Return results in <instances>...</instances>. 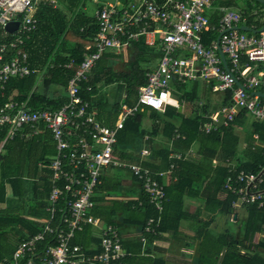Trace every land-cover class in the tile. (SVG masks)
<instances>
[{
    "label": "trees",
    "instance_id": "1",
    "mask_svg": "<svg viewBox=\"0 0 264 264\" xmlns=\"http://www.w3.org/2000/svg\"><path fill=\"white\" fill-rule=\"evenodd\" d=\"M90 2L58 0V5H54L49 0H40L37 28L25 37L23 45L29 53V65L36 71L6 82L4 89L0 88V105L11 96L26 100L35 108H58L68 101L69 78L99 31L95 13L85 10ZM240 12L248 24L264 25L261 21L264 10L254 8ZM219 17L215 15L210 19L215 22ZM218 35L214 30L205 33L206 43H211ZM160 56L161 50L140 37L129 43L128 59L123 52L107 51L96 62L87 79L80 83V94L88 101L89 109L97 111V118L103 124L113 126L122 102L136 101L138 88L147 82L146 73L155 68ZM71 62V68L65 67ZM213 84L214 81L201 79L177 83L174 96L184 108L182 111L171 105L163 112L146 107L130 115L118 132L114 154L124 160L125 165L129 161L128 164H141L151 170L153 176L164 183L165 195L160 202L162 206L157 207L144 189L145 179L132 173V181L138 187L134 192L140 199L121 200L110 193L118 190L119 185L106 183L107 171L104 170L95 189V193L102 192V198L93 194L91 213L105 226L115 227L124 244H130L131 251L125 259L112 264H170L168 260L176 258L171 250L175 242L195 248L192 264H264V206L237 205L238 195L225 191L229 177L233 185H240L235 182L239 170L256 173L263 170L264 121L240 109L228 125L208 131L206 126L212 122L211 114L231 103L232 96L231 90L214 92ZM110 87L116 92H109ZM211 94L218 98L212 100ZM188 105L193 106L190 112ZM146 117L152 121L149 126L144 122ZM159 135L162 136L159 140H165L166 144L155 143H159L156 140ZM192 149L198 158L190 156ZM144 150L148 153L144 154ZM54 152L55 141L47 130L30 137L16 136L4 144L0 153V264H12L13 254L22 241L41 233L47 225L56 228L60 221L63 213L59 208H64L65 194L52 212L51 172L47 166H40V163L48 164L50 153ZM172 152L176 154L171 157ZM232 166L234 170L230 172ZM167 170L171 173L165 181L160 173ZM59 185L62 188L64 183L61 181ZM9 188L11 197H8ZM188 201L196 203L192 210L186 207ZM235 214L237 227L227 225L217 231L210 227L217 217L230 220ZM125 229L136 232L127 233ZM45 233V239L36 244L37 251L50 243L51 233L48 230ZM141 238L145 239L144 244ZM72 243L80 245L87 254L101 250L99 231L92 225L77 230ZM175 263L182 264V261Z\"/></svg>",
    "mask_w": 264,
    "mask_h": 264
},
{
    "label": "built area",
    "instance_id": "2",
    "mask_svg": "<svg viewBox=\"0 0 264 264\" xmlns=\"http://www.w3.org/2000/svg\"><path fill=\"white\" fill-rule=\"evenodd\" d=\"M92 1L97 4L95 16L99 31L93 43L87 46L83 61L69 78L68 101L58 108H35L27 101L11 96L0 105V150L7 140L16 136L30 137L49 131L55 141V152L43 166L48 167L53 181L52 212L57 209L58 199L65 194L64 208H59L63 214L56 228L47 225L41 233L22 241L13 254L12 264H79L85 261L112 264L131 254L130 244H124L118 230L105 226L91 213L92 196L105 169L125 165L114 154L117 134L125 120L146 107L163 112L169 105L178 106L174 97L177 83L201 79L214 81V92L231 90V103L211 114L212 122L206 126L208 131L228 125L240 109H245L256 120L264 121V97L255 93L264 92V29L249 33L237 28L246 21L240 11L222 6L218 22L212 23L206 9L214 0ZM39 2L0 0V29L5 28L6 33L0 42L1 89L10 79L24 78L36 71L29 65V53L23 45L25 37L37 28ZM11 21H19L18 29L13 33L6 30ZM151 22L158 26L150 29ZM210 30L219 32V43L217 39L205 43L204 33ZM140 37L161 50L159 63L146 73L147 82L138 88L136 101L132 104L124 102L115 124L107 126L97 118L96 110L89 109L88 101L80 94V83L87 79L105 52L121 53ZM221 52L225 54L229 69L224 66ZM71 66L72 62L65 64V67ZM127 166L134 175L145 179L144 189L150 200L161 207L164 183L141 164ZM232 170L233 166L230 172ZM263 172L264 168L261 173L241 169L235 174V182L240 185H233L229 177L225 191L238 195L237 205L257 203L264 206ZM160 174L163 176L166 172ZM61 181L64 183L62 188ZM86 225L99 231L101 250L98 253L87 254L80 245L72 243L75 232ZM46 230L51 233L50 243L37 251L36 244L45 239ZM141 239L144 244L145 239Z\"/></svg>",
    "mask_w": 264,
    "mask_h": 264
},
{
    "label": "rangeland",
    "instance_id": "3",
    "mask_svg": "<svg viewBox=\"0 0 264 264\" xmlns=\"http://www.w3.org/2000/svg\"><path fill=\"white\" fill-rule=\"evenodd\" d=\"M229 1H231L233 3L230 4ZM229 1L227 0L224 4L229 5V8L231 7V9L235 10V11H240L241 9L253 11L254 8H257L258 10L264 9V3L260 2L258 0H229ZM49 2L54 4V5H58V0H49ZM85 10L88 13H93L95 10V4H93V2L91 1L90 3L87 4V6L85 7ZM125 58L128 59V55H126ZM116 65L118 67L121 66L118 64H116ZM108 91L114 93L115 90L112 89V87H110V88H108ZM118 93H116V94H118ZM210 98H212V100H215L218 98V96L211 94ZM196 105H198V104H196ZM187 107L189 109L188 112L192 111L193 106L188 105ZM194 109H196V107H194ZM144 122L147 125L148 124L151 125V123H152V121L149 117H146ZM161 138H162V136H160V135L157 136V140L161 139ZM50 154L53 155V153H50ZM115 155L118 158H120L117 154H115ZM193 156H195V158H198L197 152L194 153ZM122 162H124V160H122ZM126 163L128 164L129 161H126ZM106 171H107V173L105 174L106 183L109 184L110 182H113L115 185H117V183L119 185L118 190L111 191L110 192L111 194L118 195L121 200H125V201H128L131 198H134V200H136V201H138L140 199L139 196L135 195L134 191L138 187L134 185V183L132 181L133 174L127 165L113 166L110 169H106L105 172ZM129 187H130V189H129ZM95 197H97V198L101 197L102 198V192H96ZM194 201H188L189 204L186 207L191 208V210H192L194 208L193 205L196 204ZM236 220H237V214H235L234 217H232V218L230 217V220L227 217H217V220L211 221L210 227H214L215 229H213V230H216V231L219 230V228H224L227 225L231 226V227H237ZM258 237H259V234L257 235L256 239H258ZM188 240H190V239H188ZM165 245H166V247H168L167 243ZM172 245L173 246H172L171 250L174 251V253H172V254L181 255V253H188V254L189 253H192V254L195 253L194 247L184 246L183 242H175ZM194 246H196V245H194ZM168 262L170 264H176L175 262H172L169 260H168Z\"/></svg>",
    "mask_w": 264,
    "mask_h": 264
},
{
    "label": "crops",
    "instance_id": "4",
    "mask_svg": "<svg viewBox=\"0 0 264 264\" xmlns=\"http://www.w3.org/2000/svg\"><path fill=\"white\" fill-rule=\"evenodd\" d=\"M92 1V0H91ZM227 0H214V2L212 3V5L210 6V7H208L207 9H206V12H207V15L209 16V18L210 17H213V16H215V15H220L221 13H220V7H222V6H226V7H228L229 8V5H225L224 3L226 2ZM229 1V0H228ZM93 2V4H95V10H96V8H97V4L94 2V1H92ZM233 2H231V4H232ZM230 9H231V7H230ZM95 10H94V13H95ZM241 10H243V9H241ZM264 10V9H263ZM219 19V18H218ZM218 19L215 21V22H213V21H211L212 23H216V22H218ZM211 20V19H210ZM261 21H264L263 20V18L261 19ZM241 25H248V26H250L251 28H252V30H257V29H260L261 27H257L255 24H248L246 21H244L243 23H241L240 24V26ZM158 26V24L157 23H155V22H151L150 23V29H153V28H155V27H157ZM211 31V30H210ZM215 31V30H214ZM9 32V31H8ZM207 32H209V31H206L205 33H207ZM218 32V31H217ZM247 32H249V33H256V32H253V31H247ZM0 33H1V37H2V39H3V37L5 36V31L3 30V29H1L0 30ZM10 33V32H9ZM204 33V34H205ZM219 33V32H218ZM218 37H219V35H218ZM218 37H217V39H218ZM10 38H11V35H10ZM156 38L157 39H159V34H156ZM216 40V39H215ZM204 41H205V38H204ZM205 43H206V41H205ZM129 46V45H128ZM128 46H127V48H125L124 50H123V53H124V56H126V55H128ZM122 53V52H121ZM158 63H159V61L157 62V65H158ZM156 65V66H157ZM155 66V67H156ZM126 95L125 94H123L122 95V97L124 98ZM175 97V96H174ZM175 99L178 101V103H179V100L175 97ZM18 100V99H17ZM24 101H26V100H24ZM124 102H122V104H123ZM170 106V105H169ZM171 106H175V105H171ZM175 107H182L181 105H180V103H179V105L178 106H175ZM150 109V108H149ZM184 108L182 107V109L180 110V111H182ZM150 124H146V126H149ZM242 133V132H241ZM156 140H157V138H156ZM157 141H159V143H157L156 141H155V143L156 144H159V146H161V145H163V144H166L164 141H160L159 139L157 140ZM168 144H170V142H168ZM3 148H4V146H3ZM3 148H2V150H0V153H2V151H3ZM194 153H196V151L195 150H191V152H190V156L192 157L193 156V154ZM173 154L175 155L176 153L175 152H172V154H171V157L173 156ZM178 155V154H177ZM190 158V157H189ZM185 159H188V158H185ZM43 164L44 163H40V166L42 167L43 166ZM166 172V174L165 175H163V178L165 179V181L169 178V174L171 173V172H169V170H167V171H165ZM169 173V174H168ZM12 196V191H11V189L9 188L8 189V197H11ZM193 206H195V205H193ZM125 232H127V230L125 229ZM134 232H136V231H134V230H130L129 229V231L127 232V233H134ZM15 239V238H14ZM167 244L169 245V243L167 242ZM167 245V246H168ZM173 255H176V254H172V256ZM169 259H171V258H169ZM192 259H193V254L192 253H181V255H176V258L175 259H173L172 260V262H179V261H182V264H192Z\"/></svg>",
    "mask_w": 264,
    "mask_h": 264
},
{
    "label": "water",
    "instance_id": "5",
    "mask_svg": "<svg viewBox=\"0 0 264 264\" xmlns=\"http://www.w3.org/2000/svg\"><path fill=\"white\" fill-rule=\"evenodd\" d=\"M258 1L264 3V0H258ZM18 26H19V21H11V22H9L6 25V30H8L10 33H13L15 30L18 29ZM237 28H239L241 30H244V31H253V32H256L257 33L259 31H261L262 29H264V25L260 29H257L255 31L252 30V28L250 26H248V25H241V26H238ZM217 42L218 43L220 42V36L218 37ZM221 54H222V57H223V63H224L225 68L226 69H229V64L227 62V59L225 57V54L223 52H221ZM238 84H240V83L238 82ZM255 93H257L258 95L264 97V92H262V91H257ZM181 109H182V107H179V110H181Z\"/></svg>",
    "mask_w": 264,
    "mask_h": 264
}]
</instances>
